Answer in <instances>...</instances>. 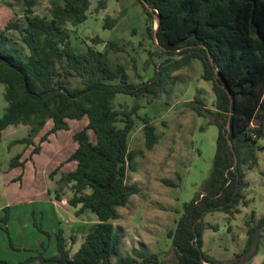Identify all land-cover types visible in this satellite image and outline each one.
<instances>
[{
    "label": "trees",
    "instance_id": "1",
    "mask_svg": "<svg viewBox=\"0 0 264 264\" xmlns=\"http://www.w3.org/2000/svg\"><path fill=\"white\" fill-rule=\"evenodd\" d=\"M18 1L25 4L23 19L9 21L0 29V83L5 84L7 101L0 116V140L11 125L42 128L52 120L41 135L44 141L50 133L68 129L69 119L87 117V124L73 132L77 145L69 159L75 161V167L62 173L59 180L70 183L73 194L68 201L77 207L75 212L89 209L98 219L88 223L74 253L61 227L57 254L40 253L17 262L0 258V264L36 260L42 264L163 262L159 252L136 248L121 255L123 233L114 220L120 216L119 207L140 189L137 182L127 180L129 169L137 168L138 150L130 146V132L136 124L133 113L140 105L118 110L113 100L118 93H125L153 101L166 90L174 72L194 58L203 64V78L212 81L215 109L207 110L219 132L210 176L193 198L183 203L176 227L168 231L176 258L167 264H248L258 252L264 216L256 220L252 211L244 248L227 259L203 249L204 229L212 226L204 218L215 210H224L230 218L241 210V204L249 203L244 191L249 186L247 168L257 164L256 151L264 148L259 143L264 134V0H139L148 34L158 49L154 55L160 61L153 76L138 83L130 81L125 65L110 64V50L119 48L116 41H107L104 50L74 46L70 27L88 19L91 0H54L46 15L35 12L38 0ZM107 2L99 0L97 9L106 8ZM116 21L107 17L105 28L115 26ZM10 30L18 33L27 54L8 34ZM191 106L204 114L205 108L197 101ZM143 131L147 147L152 148L159 134L149 116H143ZM33 135L31 129L28 136L13 142L33 145L32 151L38 153L42 146ZM22 155L13 156L12 167L25 165ZM9 206L3 208L4 219L9 216ZM72 238L76 236L72 234Z\"/></svg>",
    "mask_w": 264,
    "mask_h": 264
},
{
    "label": "rangeland",
    "instance_id": "2",
    "mask_svg": "<svg viewBox=\"0 0 264 264\" xmlns=\"http://www.w3.org/2000/svg\"><path fill=\"white\" fill-rule=\"evenodd\" d=\"M53 1L38 0L35 12L49 14ZM98 1L91 0L84 23L70 27L74 46L79 50L89 45L104 50L107 41L114 40L119 48L110 50V64L125 65L132 82L147 81L160 59L154 55L158 49L148 34L142 4L139 0H108L106 8L97 9ZM24 10L22 1L0 0V29L9 21L23 19ZM107 17L117 19L115 26L105 28ZM8 34L27 54L18 33L10 30ZM95 38L100 41L95 42ZM203 72L202 62L194 58L174 72L166 90L153 101L125 93H118L113 100L118 110L140 105L133 113L136 124L130 132V146L138 150L137 168L129 169L127 175L128 182H137L140 189L125 206L119 207L120 216L114 220L123 233L121 255L131 254L136 248L159 252L163 262L151 264H167L176 258L168 231L176 227L183 203L193 198L210 176L219 132L212 113L207 110L215 109L216 95L212 81L204 79ZM4 92L5 84L0 83V116L7 107ZM194 101L205 108L204 114L192 108ZM143 116L152 119L159 134L152 148L146 145ZM87 122V117L69 119L68 129L52 132L44 141L41 135L51 127L52 120L42 128L18 124L4 130L0 140V258L17 262L40 253L57 254V232L61 227L72 252L79 247L85 227L95 219V213L88 209L77 214L68 201L73 194L70 183L59 179L62 173L75 167V161L69 159L77 145L73 132ZM31 129L35 141L42 146L38 153L32 151L33 145L13 142L28 136ZM259 143L264 145V134ZM19 152L23 153L22 158L26 157L25 165L12 167L11 160ZM256 152L258 162L247 168L246 175L249 186L244 191L249 203L241 204V210L230 218L224 210L205 215L206 224L212 226L204 229L203 249L216 258H230L244 248L253 210L256 220L264 216V148ZM30 155L33 159L28 160ZM6 205H10L9 216L4 219ZM259 232L258 252L248 264H264V227ZM28 264L42 263L36 260Z\"/></svg>",
    "mask_w": 264,
    "mask_h": 264
},
{
    "label": "crops",
    "instance_id": "3",
    "mask_svg": "<svg viewBox=\"0 0 264 264\" xmlns=\"http://www.w3.org/2000/svg\"><path fill=\"white\" fill-rule=\"evenodd\" d=\"M54 203H55V204H58L56 201H55ZM74 207H75V206H74ZM75 208H77V207H75ZM87 210H88V209H87ZM85 211H86V210H85ZM85 211H84V212H85ZM82 213H83V212H82ZM80 214H81V213H80ZM80 214H79V215H80ZM97 219H98V217H97V215L95 214V219L92 220V221H90V222H93V221H95V220H97ZM77 220H80V219L77 218ZM90 222H89V223H90ZM87 225H88V224H87ZM87 225H86V227H87ZM86 227H85V228H86Z\"/></svg>",
    "mask_w": 264,
    "mask_h": 264
},
{
    "label": "water",
    "instance_id": "4",
    "mask_svg": "<svg viewBox=\"0 0 264 264\" xmlns=\"http://www.w3.org/2000/svg\"><path fill=\"white\" fill-rule=\"evenodd\" d=\"M157 23H156V26H155V29H157L158 28V25H159V17H157ZM155 36H156V34H155Z\"/></svg>",
    "mask_w": 264,
    "mask_h": 264
}]
</instances>
